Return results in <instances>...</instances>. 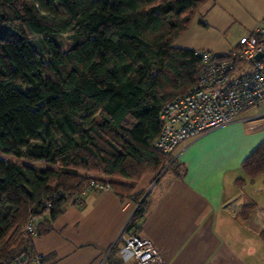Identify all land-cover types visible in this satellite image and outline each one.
Masks as SVG:
<instances>
[{"label":"trees","instance_id":"obj_1","mask_svg":"<svg viewBox=\"0 0 264 264\" xmlns=\"http://www.w3.org/2000/svg\"><path fill=\"white\" fill-rule=\"evenodd\" d=\"M207 1L0 0V264L35 255L33 240L91 182L126 199L168 164L154 146L159 115L202 68L175 43ZM169 169L181 176L176 161ZM242 170L264 174V141ZM146 212L143 202L126 230ZM30 216L35 238L22 233ZM116 250L109 264H123Z\"/></svg>","mask_w":264,"mask_h":264},{"label":"crops","instance_id":"obj_2","mask_svg":"<svg viewBox=\"0 0 264 264\" xmlns=\"http://www.w3.org/2000/svg\"><path fill=\"white\" fill-rule=\"evenodd\" d=\"M263 19L264 0H209L175 47L226 54ZM263 141V129L241 122L184 141L173 156L180 177L147 174L126 199L86 194L82 207L67 205L51 232L33 240L34 251L43 264H100L152 186L135 235L151 240L168 264H264V174L246 178L242 170ZM116 251L123 264H135L122 246Z\"/></svg>","mask_w":264,"mask_h":264},{"label":"built area","instance_id":"obj_3","mask_svg":"<svg viewBox=\"0 0 264 264\" xmlns=\"http://www.w3.org/2000/svg\"><path fill=\"white\" fill-rule=\"evenodd\" d=\"M196 54L202 65L197 85L167 103L159 115L161 132L154 146L167 159L166 169L175 161L174 152L184 141L234 122L245 124L250 131L264 130V19L249 35L239 38L237 46L228 53L196 51ZM258 54L262 56L259 60ZM108 191V185L91 182L72 205L82 207L86 194ZM37 223L38 218L30 216L22 233L35 238ZM119 243L135 264H168L151 240L129 235L126 229L100 264H109L108 257ZM12 264H43V261L35 254Z\"/></svg>","mask_w":264,"mask_h":264},{"label":"rangeland","instance_id":"obj_4","mask_svg":"<svg viewBox=\"0 0 264 264\" xmlns=\"http://www.w3.org/2000/svg\"><path fill=\"white\" fill-rule=\"evenodd\" d=\"M38 166H43L42 164H38ZM166 167H167V165L163 168V169H161L157 174H155V179H154V181L155 180H157L158 178H161L162 176H164V175H166L167 173H169L170 172V169H169V167H168V169H166ZM94 176H96L95 174H94ZM154 181H153V183H154ZM152 187V186H151ZM151 187H149V189L151 188ZM148 189V190H149ZM147 190V191H148ZM151 190H152V188H151ZM151 192V191H150ZM146 200H147V195L146 194H144L143 196H140V198H138L137 199V202L136 203H140V205L144 202L145 203V206H146ZM147 208V207H146ZM121 246L122 245H120V243L117 245V247L115 248V249H117L118 248V250L121 248Z\"/></svg>","mask_w":264,"mask_h":264},{"label":"water","instance_id":"obj_5","mask_svg":"<svg viewBox=\"0 0 264 264\" xmlns=\"http://www.w3.org/2000/svg\"><path fill=\"white\" fill-rule=\"evenodd\" d=\"M261 57H262L261 54H258V55L256 56V59L259 60V59H261Z\"/></svg>","mask_w":264,"mask_h":264}]
</instances>
